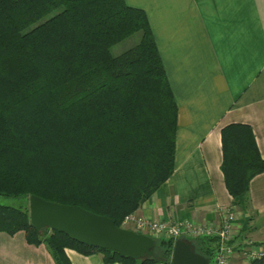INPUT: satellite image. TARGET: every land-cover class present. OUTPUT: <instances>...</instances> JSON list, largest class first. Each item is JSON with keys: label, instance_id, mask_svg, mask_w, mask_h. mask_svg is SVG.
I'll use <instances>...</instances> for the list:
<instances>
[{"label": "trees", "instance_id": "obj_1", "mask_svg": "<svg viewBox=\"0 0 264 264\" xmlns=\"http://www.w3.org/2000/svg\"><path fill=\"white\" fill-rule=\"evenodd\" d=\"M136 34L133 47L111 54ZM176 131L177 105L143 10L124 0H0V196L25 201L0 205V233L23 232L54 264H71L65 250L99 255L103 264H170L176 239L212 264L215 235L153 238V256L136 260L29 224L28 199L36 196L121 228L173 174ZM220 142L234 208L264 160L248 125L223 127ZM237 238L229 244L239 251Z\"/></svg>", "mask_w": 264, "mask_h": 264}, {"label": "crops", "instance_id": "obj_2", "mask_svg": "<svg viewBox=\"0 0 264 264\" xmlns=\"http://www.w3.org/2000/svg\"><path fill=\"white\" fill-rule=\"evenodd\" d=\"M145 12L177 105L175 170L139 208L151 221L218 222L232 206L220 171V132L248 125L264 160V0H124ZM238 212V241L264 243V173ZM71 264L101 256L65 250ZM0 264H54L23 232L0 233ZM119 264V263H114Z\"/></svg>", "mask_w": 264, "mask_h": 264}, {"label": "water", "instance_id": "obj_3", "mask_svg": "<svg viewBox=\"0 0 264 264\" xmlns=\"http://www.w3.org/2000/svg\"><path fill=\"white\" fill-rule=\"evenodd\" d=\"M29 224L36 230L47 228L89 247L109 250L120 256L141 260L153 256L154 240L140 232L117 228L113 220L77 206L28 199ZM170 264H209L183 239L174 241Z\"/></svg>", "mask_w": 264, "mask_h": 264}, {"label": "built area", "instance_id": "obj_4", "mask_svg": "<svg viewBox=\"0 0 264 264\" xmlns=\"http://www.w3.org/2000/svg\"><path fill=\"white\" fill-rule=\"evenodd\" d=\"M233 207L219 209L222 219L214 224H191L189 222H161L151 221L145 217L139 215L137 212L129 214L123 220V224L134 225L138 230H147L160 238H179V237H192L199 236H211L215 235L219 238L220 244L215 252L213 264H229L231 260H243L242 264H252L256 259L264 257V248L262 250L251 251L252 243L250 241H244L242 248L238 251L235 248L237 245L229 244L230 240L235 237L233 235ZM138 230L136 232H138ZM141 233V231H140ZM229 244V245H228ZM239 263V262H238Z\"/></svg>", "mask_w": 264, "mask_h": 264}, {"label": "rangeland", "instance_id": "obj_5", "mask_svg": "<svg viewBox=\"0 0 264 264\" xmlns=\"http://www.w3.org/2000/svg\"><path fill=\"white\" fill-rule=\"evenodd\" d=\"M138 39H139V34H136L133 37L120 42L119 44L115 45L111 49V54L113 56H119L120 54H122L126 50L130 49L131 47H133L138 42ZM24 203H25V201L22 200V199L7 198V197H1L0 196V205L1 206H8V207H13V208H21L24 205ZM232 210H233L232 214L234 216V218H233L234 223H233V229L232 230H233V235H234V233L235 234L238 233V230L236 228V223H235L236 220H237L238 212L236 211V208H233ZM218 216H219V219H218V222H219L222 219V217H221L220 213L218 214ZM161 222H163V221H161ZM121 228L126 229V230H130V231H134V232H136L138 230V228L136 226H134V225H129V224L124 225L123 223L121 224ZM140 231H141L142 234H144L146 236H149L151 238L161 239L160 237L155 236L153 233H150V231H148V229L144 230V231H142V230H140ZM140 231L138 230V232H140ZM187 239H193V238L192 237H187ZM248 241H250L253 244L252 247H251V251L252 250L258 251L259 249L262 250L264 248V243H259V242L255 243L254 241H251V240H248ZM254 251H252V252L255 254ZM242 262H243V260H238V261L237 260H231L229 264H242ZM212 264H213V261H212Z\"/></svg>", "mask_w": 264, "mask_h": 264}]
</instances>
